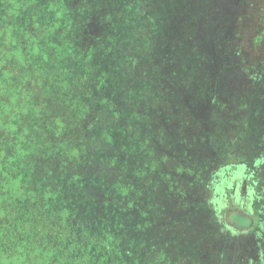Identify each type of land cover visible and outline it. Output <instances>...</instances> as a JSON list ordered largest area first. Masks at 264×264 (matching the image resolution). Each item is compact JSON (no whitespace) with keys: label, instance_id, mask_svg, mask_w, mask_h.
<instances>
[{"label":"trees","instance_id":"trees-1","mask_svg":"<svg viewBox=\"0 0 264 264\" xmlns=\"http://www.w3.org/2000/svg\"><path fill=\"white\" fill-rule=\"evenodd\" d=\"M230 33L264 0H0V264H203L216 92L184 69Z\"/></svg>","mask_w":264,"mask_h":264},{"label":"rangeland","instance_id":"rangeland-1","mask_svg":"<svg viewBox=\"0 0 264 264\" xmlns=\"http://www.w3.org/2000/svg\"><path fill=\"white\" fill-rule=\"evenodd\" d=\"M161 36L162 43H170L162 29ZM234 36L215 43L213 58L205 52L204 60L184 69L205 105H213L216 92L205 128L211 150L206 193L201 188L210 220L199 226L204 237L193 249L203 264H264V38L254 44L249 35L239 41ZM234 46L242 52L236 54ZM164 71L166 81L184 88L178 53L166 58ZM197 143L204 144L202 139ZM196 149L193 161L201 165L205 156Z\"/></svg>","mask_w":264,"mask_h":264}]
</instances>
